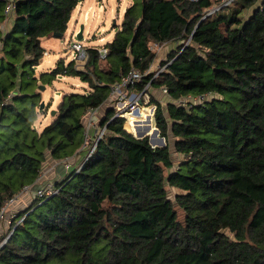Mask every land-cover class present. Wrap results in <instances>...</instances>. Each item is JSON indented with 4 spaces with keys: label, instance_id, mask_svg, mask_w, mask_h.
<instances>
[{
    "label": "trees",
    "instance_id": "trees-1",
    "mask_svg": "<svg viewBox=\"0 0 264 264\" xmlns=\"http://www.w3.org/2000/svg\"><path fill=\"white\" fill-rule=\"evenodd\" d=\"M82 1L17 0L2 29L0 0V209L49 157L84 151L56 193L35 196L0 234L13 229L0 264H264V0L209 15L222 0H132L105 58L89 47L82 66L61 58L43 74L88 88L66 92L39 129L42 39L64 34ZM152 43L177 44L158 74ZM132 69L143 76L127 91H168L166 104L150 98L164 147L133 135L154 134L152 116L127 114L128 131L116 114L112 88ZM188 96L204 100L178 103ZM102 106L105 131L85 160V114Z\"/></svg>",
    "mask_w": 264,
    "mask_h": 264
},
{
    "label": "rangeland",
    "instance_id": "rangeland-1",
    "mask_svg": "<svg viewBox=\"0 0 264 264\" xmlns=\"http://www.w3.org/2000/svg\"><path fill=\"white\" fill-rule=\"evenodd\" d=\"M131 1L132 0H87V3L83 7V10H81L79 13L76 8V10L73 13L74 14L73 18L69 23L68 30L64 33L62 37L52 36V37L43 38L42 44L45 47L46 52L40 64L35 67L36 71L34 75L35 78H37V82H38V86H36V90L40 92L42 97L41 103L42 102L44 103L43 108H46L47 110V113L43 112L40 113L39 115V119L37 121V127H39V129H42L46 124L49 123L51 119L52 110H54L57 107L58 103L61 101L63 95L66 92H69L71 90H77V91L85 90L88 88V84L82 82L78 77L58 76L55 80H53L52 83H48L45 82L43 78V74L49 72L56 65L58 60L61 58H63L66 62L73 59L74 50L72 49V44L76 40L83 41V43L86 44L87 46L91 44H96L101 46L111 41L113 39V35L118 30V25L121 24L122 22L123 15L125 13V7H127L131 3ZM232 1L233 0H222L221 4H216L212 6L206 15H208L214 8H218V7L222 8V6L231 4ZM88 4H92L91 5L92 8L90 7L88 9L87 8ZM9 24H6L5 27L3 24L4 27L3 29H7L9 27ZM82 24H84L83 38L78 39L77 33L79 32ZM101 37H104L105 40H99ZM168 46L169 44L167 45L159 44V43L151 44L152 50L155 51L157 54V60L154 64L155 65L154 71H156L157 74L164 69L163 67L158 65L161 61V60L158 61V59L163 56L164 57L167 56L164 54L168 50ZM170 47L171 46H169V48ZM83 62L84 61H78L79 66H82ZM101 65L105 66V61L102 60ZM31 81L34 82L35 79H31ZM134 88H131L128 91L127 89L125 90V99L123 100H118L119 95L117 96V93L113 94L115 96L114 98H117L116 100H118V102L116 103V112H117L116 114L125 118L124 126L128 130V128L126 127L127 114L130 112H137V110L139 111L137 113H140L144 109V111L146 112L145 117L152 116L151 119L153 120V125L156 127V120H155L156 105L151 104L150 98L152 95H154L158 100H161L163 104H166L168 100L166 99L168 91L165 92L164 91L165 88L163 87L160 89H155L153 87H149L148 85L146 86L144 91H138ZM146 93H148L149 98L145 95ZM213 97L214 95L207 96V98H213ZM106 108H107L106 106H102V108L101 109L99 108L97 112L98 122L94 134L95 132H97L98 135L102 129V127L100 126L99 119L101 115L105 112ZM159 136H161L160 132H159ZM173 141H174L173 137L171 136L170 143L172 148L174 144ZM165 142L167 143L166 139ZM94 143L95 141H93V139H89L88 144L84 143V146H86V149L89 151L94 146ZM173 156L174 159L176 160L182 157L181 155L175 152ZM70 160L72 161V163H74L73 158H71ZM65 164L66 163L64 162V160L53 159L52 157H49L43 164L42 171L40 174L41 177H39L40 181L36 182V184L31 187V190L28 191L30 194V201L29 199L28 200L21 199L20 200L22 202L21 204L24 205L23 204L24 202L28 206L31 205L34 197L36 196L35 195L36 187L39 184L45 185L51 183L53 180L50 179L51 178L53 179V176L55 175L54 172L61 170L62 167L63 169H65L64 173L67 172L65 168ZM170 193L171 196H173L175 193V189L171 188ZM25 208H23L22 210H24ZM10 226L11 224L10 225L8 224V227ZM12 231L13 229L10 232ZM10 232L8 234L9 236H10Z\"/></svg>",
    "mask_w": 264,
    "mask_h": 264
},
{
    "label": "built area",
    "instance_id": "built-area-1",
    "mask_svg": "<svg viewBox=\"0 0 264 264\" xmlns=\"http://www.w3.org/2000/svg\"><path fill=\"white\" fill-rule=\"evenodd\" d=\"M16 5H17V0H5V13L7 15L6 21L3 22L4 27L6 26V24H8L9 19L11 18V16L14 14L15 10H16ZM219 8V7H218ZM218 8H214L210 13L216 11ZM3 24L1 25V28L3 29ZM72 49L74 50V54H73V59L77 60V61H86L89 57V52H88V47L86 44L83 43V41L81 40H76L73 42L72 44ZM99 53H100V57L101 58H105L107 53H108V47L106 46H101L98 48ZM143 74L138 70V69H132L130 71V73L126 76H124L122 78V80L118 83H116L113 86V94L117 93L118 96V100H123L125 99V90L128 88V86H133L137 81L141 80ZM165 92L167 91L166 88L164 90ZM148 98L149 95L148 93L145 94ZM117 100V102H118ZM204 100L203 97L201 96H188L186 98H181L180 100H178V103L180 104H187V102L189 101H201ZM116 102V103H117ZM98 108H90L89 110H87V113L85 114V143L88 144V140L89 139H93V141H95L94 146L92 147L91 150H87L86 153V159L87 160L92 153L94 152L97 142L99 141V139L102 137L105 128H102L101 131L99 132V134L97 135V132L94 131L96 130L97 127V112H98ZM93 135V136H92ZM84 148H86V146H83ZM72 157H66L64 159L65 164V168L66 170H70L73 167L72 161L70 160ZM83 165H79L77 168V171H79L82 168ZM41 177V176H40ZM40 179L38 178L37 182ZM34 185H27L24 186L23 189L18 192L17 194H15L14 196L10 197L9 199H7L4 204L2 205L1 209H0V225L3 221H7V223L10 225L13 222V219L18 217V213H13L10 211L11 206L17 202V200L21 197V195L25 192H28L31 190V187ZM57 192L56 186L54 182L48 183V184H39L36 189H35V195L40 197V198H44L46 196H50L53 195L54 193ZM22 220V219H20ZM18 220V222L20 221ZM13 232V231H12ZM10 232V235L11 233ZM9 235H7L2 242L0 243V248L1 246L8 240Z\"/></svg>",
    "mask_w": 264,
    "mask_h": 264
},
{
    "label": "crops",
    "instance_id": "crops-1",
    "mask_svg": "<svg viewBox=\"0 0 264 264\" xmlns=\"http://www.w3.org/2000/svg\"><path fill=\"white\" fill-rule=\"evenodd\" d=\"M87 3V0H84V1H82L79 5H78V7H77V11H78V13L81 11V10H83V7L85 6V4ZM91 5L92 4H88V9L91 7ZM128 7V6H127ZM127 7H125V10H126V8ZM92 8V7H91ZM87 9V10H88ZM90 11V10H89ZM74 15V14H73ZM73 18V17H72ZM78 31V30H77ZM115 35V34H114ZM114 35H113V37H114ZM99 40H105V38L104 37H101ZM42 41H43V39H42ZM110 42V41H109ZM106 44V43H105ZM105 44H103V45H101V46H105ZM43 45V44H42ZM177 44L176 43H170L169 44V46H171L170 48H169V46H168V50L165 52V54L164 55H168V53L171 51V50H174L177 46H176ZM98 46H100V45H96V44H91V45H88L87 47L89 48V47H97V48H99ZM100 46V47H101ZM167 57V56H166ZM166 57H161V58H159L158 59V61H160V60H162V59H166ZM155 64V63H154ZM159 65V64H158ZM154 66L155 65H153V68H154ZM169 98V96L167 95V97H166V99H168ZM168 101V100H167ZM84 152V151H83ZM83 152L81 153V155H79L78 157H73V158H75L73 161H75L77 158L78 159H80L81 158V156H83ZM79 161V160H78ZM64 171H65V169H63V167L61 168V170H58V171H55L54 173H55V175L53 176V179L51 178L50 180H53L52 182H56L58 179H60L61 178V176H63V174H64ZM41 176V175H40ZM40 181V180H39ZM38 181V182H39ZM21 199H26V200H28L29 199V201H30V194H29V192H25V193H23L22 195H21V197L17 200V202H18V205H17V202H15L12 206H11V208H10V211L11 212H13V213H19L23 208H25V207H27L28 205L27 204H25L24 202H23V204L24 205H22L21 203ZM8 229V223H7V221L5 220V221H3L2 223H1V225H0V234H2L4 231H6Z\"/></svg>",
    "mask_w": 264,
    "mask_h": 264
},
{
    "label": "water",
    "instance_id": "water-1",
    "mask_svg": "<svg viewBox=\"0 0 264 264\" xmlns=\"http://www.w3.org/2000/svg\"><path fill=\"white\" fill-rule=\"evenodd\" d=\"M211 14V13H209ZM208 14V15H209ZM83 30H84V24L81 25L79 32L77 33V38L78 39H82L83 38ZM64 34L63 33H56L57 37H62ZM44 106V103H41V107ZM138 111V110H137ZM55 113V109L52 110L51 114ZM134 136L138 137V138H143L145 136L149 137V142L151 143V145H153L154 147H164L166 146V142H165V138L162 136H159V129L157 127H155V133L154 134H150V136L148 134L145 133H140L139 135H135Z\"/></svg>",
    "mask_w": 264,
    "mask_h": 264
},
{
    "label": "bare ground",
    "instance_id": "bare-ground-1",
    "mask_svg": "<svg viewBox=\"0 0 264 264\" xmlns=\"http://www.w3.org/2000/svg\"><path fill=\"white\" fill-rule=\"evenodd\" d=\"M137 112H139V111H137ZM137 112H130V113H128V115L141 117V118H144L146 115V112L144 111V109L140 113H137ZM148 135L150 136V134H148Z\"/></svg>",
    "mask_w": 264,
    "mask_h": 264
}]
</instances>
